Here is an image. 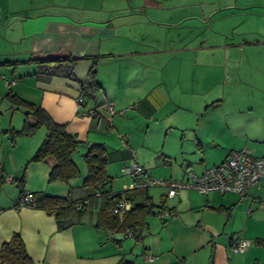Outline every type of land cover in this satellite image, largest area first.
Returning <instances> with one entry per match:
<instances>
[{
  "label": "crops",
  "instance_id": "obj_1",
  "mask_svg": "<svg viewBox=\"0 0 264 264\" xmlns=\"http://www.w3.org/2000/svg\"><path fill=\"white\" fill-rule=\"evenodd\" d=\"M162 3L163 0H97L92 7L71 12L61 9L60 6L64 5L60 1L53 4L58 8L52 9L48 7V1L44 3L43 0H0V38L3 42H0V62L22 61L17 66L13 64L11 71L13 79L24 81L21 96L40 104L55 121L67 123L68 130L81 139L80 145H84L83 150L87 151L89 140L106 142L102 138L104 132L100 130L101 119L111 126L114 115H123L132 104L134 107L130 109L137 108L139 114L147 117L154 113L150 110L157 112L168 104L170 96L162 98L159 95L161 97L158 98L156 91L165 84V76L162 75L160 82L155 83L148 68L153 67L157 51L174 50L169 47L168 32L171 26H180L183 21L181 18L177 21H172L169 16L166 18V6ZM148 7L158 10L154 15H148ZM67 54L79 57L72 68L75 80L65 75L47 73L42 64L36 61L24 62ZM94 57L98 60L96 77L101 89L93 96H85L80 84L87 82V70ZM139 67H142V73ZM15 73L19 75L18 78H15ZM78 96L83 99L82 105L75 100ZM157 98L164 104L162 101L157 103ZM135 100L137 102L129 106L115 108L116 104L123 106ZM110 104L115 109L113 114L108 112ZM122 108L124 112L119 113ZM90 109H96L97 114L89 113ZM27 119L30 123L35 121L31 114ZM243 124L239 129L230 128L239 137L238 144H244L239 148L247 147L255 154H262L264 112L249 113ZM119 137L127 144L124 134H119ZM41 138L33 141L22 138L26 140L19 144L23 147L19 164L29 160L40 141H43ZM239 148L229 149L221 161L230 150ZM131 151L130 159H135L133 149ZM54 161L52 155H47L41 161L28 164L24 190L36 193L33 205H17V193L6 182L9 179L16 183L17 173L11 175L8 171H2L0 246L18 232L35 264H116L121 257L136 264H197V252L201 248H208L212 252L211 264H249L262 258L257 244L253 243L247 253L230 261V239L237 233H232L227 241H218L220 231L214 214H223L226 224L236 206L244 203L246 214L258 210L261 216L264 215V177L247 188L242 200L230 191L202 194L193 189H181L173 198H169L175 199V203L167 205L165 201L160 207L162 204L153 201L149 189H146L145 199L139 197L137 200L131 195L136 193L133 190L129 192L128 199L121 195V200L127 201L130 207L135 203H152L154 213H146L144 209L136 211L139 218L146 222L138 227V238L122 236L125 233L119 234L121 237H109L103 227L96 225L99 199L93 200L92 207L82 214L80 221L63 229H58L53 215L40 206L38 195H62L55 191L56 187L45 186ZM13 162L14 166L18 164L15 158ZM185 171L176 180L184 179L187 175ZM133 185L131 183L125 189H134ZM72 187L69 183V196ZM77 187L78 195H82L72 199L86 198L84 190L79 185ZM157 208H166L169 213L160 223L152 222L150 225L146 215L158 216ZM88 213L90 217L87 218ZM145 250L152 259L145 257Z\"/></svg>",
  "mask_w": 264,
  "mask_h": 264
},
{
  "label": "rangeland",
  "instance_id": "obj_2",
  "mask_svg": "<svg viewBox=\"0 0 264 264\" xmlns=\"http://www.w3.org/2000/svg\"><path fill=\"white\" fill-rule=\"evenodd\" d=\"M43 1H48L47 5L52 9L58 8L53 4L60 1L64 5L60 8L71 12L97 3V0ZM162 4L166 6V18L169 16L172 21L181 18L183 21L180 26H171L168 32L171 35L169 47L174 50L157 51L153 67L148 68L155 83L165 76V84L156 91L158 98L170 96L168 104L157 112L150 110L154 112L150 117L129 107L123 115H114L111 126L102 119L99 124L104 132L102 138L106 139V171L111 176V182L101 191L120 192L133 183L135 188L128 191L136 192L131 194L134 200L145 199L146 189H149L156 204L161 203L160 194L165 195L166 189L160 185L137 186L136 182L144 179L143 175L134 177L124 170L131 163L132 149L136 161L145 166L150 177L179 179L185 170L202 172L219 163L229 149L243 146L238 144L239 137L230 128L243 127L251 112H264V0H163ZM156 10L146 8L148 15H154ZM4 62H0V171H8L11 175L17 173V181L31 163L27 160L19 164L23 148L19 144L26 140L22 138L33 141L42 136L44 139L47 132L44 127H39L32 135L17 136L11 145L9 130L22 127L25 109L12 103L7 93L12 91L22 97L21 84L24 81L13 79L12 65ZM139 69L142 73V67ZM18 76L15 73V78ZM158 98L157 103L162 101ZM133 102L137 101L123 106L116 104L115 108ZM119 134H124L127 144ZM83 149L84 145H78L73 152L79 176L70 181L74 187L69 194L71 198L80 197L82 194L78 195L79 189H76L79 185L85 196L90 195L91 205L87 207L90 209L95 198L102 204L107 194L94 196L93 189L82 187L86 172L82 157L86 149ZM12 158L18 160L16 166ZM8 180L7 184L13 186L18 196L19 187ZM45 186L56 187L55 191L62 194L58 196L68 195L69 184L65 182H48L46 178ZM165 201L167 205L175 203V199L165 198ZM146 217L150 225L161 222L159 216L148 214ZM214 217L220 231L218 241H227L232 233L251 240L264 235V215L261 216L258 210L246 214L244 203L236 206L226 224L223 214H214ZM256 246L262 258L249 264H264V246ZM251 247L252 244L244 252ZM244 252L234 253L229 248V260L243 256ZM211 255L208 248H201L197 252V264H211Z\"/></svg>",
  "mask_w": 264,
  "mask_h": 264
},
{
  "label": "trees",
  "instance_id": "obj_3",
  "mask_svg": "<svg viewBox=\"0 0 264 264\" xmlns=\"http://www.w3.org/2000/svg\"><path fill=\"white\" fill-rule=\"evenodd\" d=\"M78 59L79 57L67 54L54 58H34L24 62L36 61L42 64L47 73L65 75L75 80L72 68ZM97 62V58L94 57L92 65L87 70V82L80 84V90L85 96H93L101 89V84L96 77ZM4 63L17 65L22 63V61H5ZM7 95L12 103L25 109L22 127L20 129L9 130L11 145L15 143L17 136L32 135L37 128L44 127L47 132L45 138L38 145L28 162H38L44 159L45 156L52 155L55 161L48 171L47 181H62L69 184L71 180L79 176V169L72 155L78 145L81 144V139L75 133L68 130L67 123L55 121L40 104L19 97L12 91H8ZM30 114L35 118L33 123H30L27 119ZM82 157L86 167V172L81 183L82 187L93 189L94 196L107 194L105 202L100 204L98 208L96 225L116 234H123L127 230H130L133 236L138 238V227L146 224V222L139 218L136 211L144 209L146 213H154L152 203H135L121 215L115 213L114 207L120 202L121 195L124 196V199H128L129 189H124L120 192H112L111 190L101 191L105 185L111 182V176L106 171L108 160L105 144L97 142L89 145ZM24 175L23 173L16 181L19 193L25 192L24 184L26 179ZM2 181L3 175L0 171V182ZM30 193L34 195L35 200L36 193ZM165 198V195H161L162 201L160 204L162 205L160 207H163ZM38 199L41 200L40 206L48 214L53 215L58 229H63L72 223L80 221L82 214L85 212L83 210H86L91 205L90 195L86 198L73 200L69 195L58 196L43 193L38 195ZM34 200L29 205H33ZM122 236L125 237L126 235ZM252 242L264 246V235L256 237ZM0 264H35L27 253L23 239L18 232H15L9 240L1 244ZM116 264L136 263L121 257Z\"/></svg>",
  "mask_w": 264,
  "mask_h": 264
},
{
  "label": "built area",
  "instance_id": "obj_4",
  "mask_svg": "<svg viewBox=\"0 0 264 264\" xmlns=\"http://www.w3.org/2000/svg\"><path fill=\"white\" fill-rule=\"evenodd\" d=\"M75 100L79 105L83 102L81 96L76 97ZM129 107H134V104ZM108 112L109 114L115 113L111 104L108 106ZM118 112L123 113L124 109L122 108ZM89 113L95 115L97 110L90 109ZM124 170L134 177L143 175L144 179L138 180L137 186H163L166 189V198H173L181 189H193L202 194H207L210 191H217L220 194L229 191L235 192L239 196V200H242L246 196L247 188L264 177V152L255 154L252 149L247 147L232 149L223 161L206 168L202 172L196 173L187 170V175L182 180L149 177L145 168L135 161L134 157L131 158L130 165L125 166ZM121 199L114 207V212L117 214H122L130 208V204ZM33 200L34 195L27 191L16 197L17 205H29ZM167 213L169 210L166 208L157 210V215L162 220L165 219ZM125 235L132 237L133 233L127 230ZM251 244H253L252 240L238 234L232 235L230 239V249L234 253L244 252ZM145 257L152 259V256L148 254Z\"/></svg>",
  "mask_w": 264,
  "mask_h": 264
},
{
  "label": "water",
  "instance_id": "obj_5",
  "mask_svg": "<svg viewBox=\"0 0 264 264\" xmlns=\"http://www.w3.org/2000/svg\"><path fill=\"white\" fill-rule=\"evenodd\" d=\"M93 143L94 142H89V145H93ZM105 232H106V234L109 236V237H113V236H115V237H121V235H114L113 233H111V232H109L107 229H105Z\"/></svg>",
  "mask_w": 264,
  "mask_h": 264
}]
</instances>
